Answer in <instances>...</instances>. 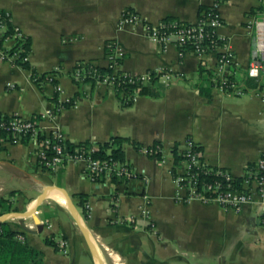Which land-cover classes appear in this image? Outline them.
Segmentation results:
<instances>
[{
	"label": "crops",
	"instance_id": "1",
	"mask_svg": "<svg viewBox=\"0 0 264 264\" xmlns=\"http://www.w3.org/2000/svg\"><path fill=\"white\" fill-rule=\"evenodd\" d=\"M216 4L224 21L218 34L238 66L245 68L253 48L247 23L252 9L264 0H0V12L9 13L13 24L31 39L32 66L23 68L0 54V112L30 118L53 111L58 101L76 98V104L65 106L55 118L43 119L42 127L46 131L59 127L73 143L126 137V162L140 176L94 182L81 161L53 173L40 167L33 142L0 140V196L12 201L17 210L11 212H25L37 198L49 194L36 211L41 227L30 217L8 219L21 232L20 240L42 251L43 264H264V197L256 193L241 211L199 200L185 202L186 192L172 172L174 146L179 143V150L191 136L202 146L209 165L228 169L243 180L247 168L264 152V98L250 92L229 96L213 83L203 84L200 65L213 73L216 54L181 53L173 43L161 48L146 35L142 23L122 25L127 9L147 22L174 18L193 23L202 5ZM111 40L125 52L121 70L132 74L169 70L179 79L168 86L159 82L161 96H137L131 106L123 105L106 84L76 82L71 72L77 62L107 65L105 45ZM33 70L39 74L56 70L55 81L45 79L40 87ZM156 142L163 146L162 157L140 151ZM79 193L88 197L87 219L75 195ZM65 194L67 204L61 199ZM113 197L118 203L111 216ZM143 208L156 224L154 230L110 222L115 216L140 214ZM74 211L85 220L96 253ZM59 236L68 240V254L47 241Z\"/></svg>",
	"mask_w": 264,
	"mask_h": 264
},
{
	"label": "built area",
	"instance_id": "2",
	"mask_svg": "<svg viewBox=\"0 0 264 264\" xmlns=\"http://www.w3.org/2000/svg\"><path fill=\"white\" fill-rule=\"evenodd\" d=\"M217 3L222 1L216 0ZM252 16L247 23V28L252 36L253 48L249 64L245 68L238 66L234 53L224 40L219 36L218 31L224 25L220 13L215 6L201 9L197 21L193 23L181 20L163 19L156 23L144 21L140 14L132 9H127L122 16V25L136 26L142 23L146 35L155 43L165 48L173 43L183 53L190 50L198 56H205L210 53L216 54V64L213 67V85L229 96H241L247 93L260 95L264 98V4L251 11ZM5 25L1 26L4 29ZM15 35L8 37L7 43L16 41V38H25L26 35L16 27ZM10 44V45H11ZM106 47V67L112 68L113 74H102L99 66L94 62L85 60L75 64L71 77L76 82H84L86 79H94L96 83L108 85L116 92L121 87L119 77L127 76L130 82L136 84L147 83L156 73L158 82L165 85L175 83L180 76L169 70L147 71L143 74H132L121 70V60L125 54L117 41H108ZM23 51V48H20ZM4 58V53L0 51ZM29 54L22 59L29 60ZM10 58H20L18 51ZM56 71V70H55ZM55 71L47 74L46 79L55 81ZM37 76L35 78L37 79ZM254 82L251 86L250 83ZM57 91L62 90L60 84L55 85ZM122 95L125 92L122 91ZM78 102L76 98H68L65 101H58L56 108L47 113L24 118L16 114H4L0 112V140L21 141L23 139L35 144L38 163L41 168L56 173L63 169L68 163L81 161L85 162L86 176L94 182H100L103 178L114 181L115 178L126 181L131 178H139L137 172L126 161L118 159L95 158L92 156L94 148H81L79 151L68 150V139L62 130L57 127L52 131H46L41 122L45 118H55L66 106L65 103L74 105ZM194 140L185 139L179 148V153L184 155L182 165L172 169L176 184L186 193L183 197L185 202L199 200L203 203H217L224 209L241 211L244 205L253 200L254 195L259 193L264 197V152L258 160L247 168L246 174L238 184V178L228 169L209 165L202 150H195ZM140 151L148 156L162 157L163 146L160 143H153L140 147ZM216 174L214 180H205L203 174ZM118 199L112 198L109 212L111 216L116 213ZM87 217H90V210L87 204ZM112 223H124L138 228L143 226L148 229H155L156 224L151 220L149 211L143 208L140 214L126 216H115L110 220ZM54 239V238H53ZM56 247L63 254L69 253V243L64 237L54 239Z\"/></svg>",
	"mask_w": 264,
	"mask_h": 264
},
{
	"label": "trees",
	"instance_id": "3",
	"mask_svg": "<svg viewBox=\"0 0 264 264\" xmlns=\"http://www.w3.org/2000/svg\"><path fill=\"white\" fill-rule=\"evenodd\" d=\"M224 1V0H220ZM210 8V6H201V9ZM254 10V9H252ZM170 20H175L174 18H168ZM5 25L4 29H1L2 25ZM16 26L13 24L11 20V16L9 13L2 11L0 12V51L4 53V58H10L17 51L20 54V58H16L14 61L26 69H32V66L28 61H24L22 58L30 53L31 51V39L29 36L25 38H16V41L11 45L7 44V38L15 35ZM23 48V51H20ZM200 70L202 73L201 82L205 85L211 86V76L212 70L206 65L201 64ZM99 71L102 74H113L112 68L106 66H99ZM48 73H37L33 70L32 77L34 81L41 87L42 82L46 79ZM153 78L147 82L142 84H136L135 82H130L129 77L121 76L119 79L121 80V87L116 90V94L120 100V102L125 106H131L137 96H152L159 97L161 96V86L158 82V75L156 73H152ZM37 76V79L35 76ZM84 82H89L92 85L96 84L94 79H86ZM83 83V82H81ZM122 91L125 92V95H122ZM66 106H69V103H65ZM128 138L122 136H114L110 140L106 142H96L93 143L89 140L82 141L79 143L68 142V150L70 152L79 151L83 148H94L92 152V156L95 158H99L101 160L104 159H118L121 161H126L125 152H124V143ZM186 139L194 140L191 136H188ZM22 141H26L23 139ZM179 143H176L174 146V169L177 166L182 165L184 160V155L179 153L178 150ZM195 150H202V146L194 140ZM202 178L205 180H214L216 178V174L212 171L209 174H203ZM134 178L128 179L132 180ZM242 178H238V184H241ZM115 182H120L118 178L114 179ZM80 197L79 205L83 207L84 217L87 219V203L88 197L86 194L79 193L75 194ZM13 210H17L13 207L12 201L5 197L0 196V216L6 213H9ZM21 234L20 231L13 229L10 225V222L4 221L0 222V264H43V253L37 248L29 245L27 242L20 240L18 235ZM48 243L56 246V242L53 237L48 238Z\"/></svg>",
	"mask_w": 264,
	"mask_h": 264
},
{
	"label": "water",
	"instance_id": "4",
	"mask_svg": "<svg viewBox=\"0 0 264 264\" xmlns=\"http://www.w3.org/2000/svg\"><path fill=\"white\" fill-rule=\"evenodd\" d=\"M59 191H61L59 189ZM66 198H69L66 194H65ZM49 197V194L47 192H45L42 196H40L39 198H37L35 200V202L33 203V205L26 210L25 212H9L6 214H3L0 216V222H4L7 221L10 218H14V217H21V218H32L34 220V222L36 224H38L39 227H41V220L39 218V216L37 215L36 211L38 209V207L40 206V204ZM74 207V206H73ZM74 214L77 218V222L80 225L82 231L84 232V234L86 235L89 244L91 245L92 249L94 250V252L96 253V249H95V244L94 241L90 235V232L87 228L86 222L83 218H81L80 216L77 215V212L74 211Z\"/></svg>",
	"mask_w": 264,
	"mask_h": 264
},
{
	"label": "bare ground",
	"instance_id": "5",
	"mask_svg": "<svg viewBox=\"0 0 264 264\" xmlns=\"http://www.w3.org/2000/svg\"><path fill=\"white\" fill-rule=\"evenodd\" d=\"M61 199L63 200V202H65L67 204V198L66 196H61ZM21 221V220H20ZM36 224V223H35ZM111 253V252H110ZM115 258V256H113ZM118 261V259H117Z\"/></svg>",
	"mask_w": 264,
	"mask_h": 264
}]
</instances>
